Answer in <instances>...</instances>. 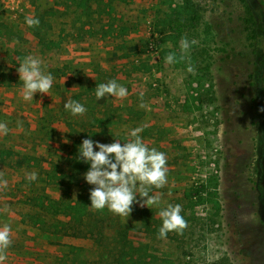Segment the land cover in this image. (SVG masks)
Returning a JSON list of instances; mask_svg holds the SVG:
<instances>
[{"label":"rangeland","instance_id":"rangeland-1","mask_svg":"<svg viewBox=\"0 0 264 264\" xmlns=\"http://www.w3.org/2000/svg\"><path fill=\"white\" fill-rule=\"evenodd\" d=\"M119 1L108 13L95 16L99 30L91 36L90 26L85 32L71 30L66 0H0V32L39 43L58 65L65 44L76 50L113 45L124 50L123 43L130 39L121 63L99 76L100 84L115 80L128 94L123 104H111L106 115L94 118L77 150L86 138L108 144L135 128L151 126L152 138H144L142 131L139 135L150 149L166 155L167 182L148 189L150 196H159L158 205L141 208L134 203L129 217L104 209L110 237L103 245L109 249L103 247L100 254L113 255L110 249L126 239L146 257L140 264H264V49H257L253 37L256 18L245 0H194L197 11L183 16L184 33L174 46L162 42L160 33L179 24L181 0H174L171 9L163 0ZM255 1L264 6V0ZM53 10L55 16H42ZM29 16L40 17L39 25L53 22V31L46 32L45 25L41 32L33 30L25 22ZM115 17L122 20L115 21V27L127 24L123 35L119 29L107 33L101 27ZM65 27L69 40H62L68 33ZM55 34L61 36L57 41ZM182 38L190 44L186 51L181 49ZM169 54L175 56L172 64L165 62ZM15 56L38 58L23 52ZM95 96L88 93L87 101ZM76 100L82 102L81 96ZM118 117L125 121L108 124ZM27 156L0 141V228L9 225L12 240L0 264L93 263L97 256L92 239L47 233L28 221L23 204L31 194ZM73 163L57 166L62 175L57 184L37 177L36 192L59 198L67 191H84L86 196L94 187L84 179L90 164L81 159ZM177 204L187 227L182 234L173 231L159 238V212ZM77 247L86 255L76 252Z\"/></svg>","mask_w":264,"mask_h":264},{"label":"crops","instance_id":"crops-1","mask_svg":"<svg viewBox=\"0 0 264 264\" xmlns=\"http://www.w3.org/2000/svg\"><path fill=\"white\" fill-rule=\"evenodd\" d=\"M37 19L40 23V17ZM129 42L127 37L122 51L117 45L111 49L96 47L76 50L77 46L65 44L61 48L62 63L58 65L39 43L32 40L25 42L22 36L8 35L1 31L0 122L6 123L8 132L6 135L0 134V141L11 144L16 152L38 156L45 167L74 164L75 160H79L77 149L82 134L93 127L94 118L106 115V109L111 104H123V99L107 94L102 99L95 96L87 101V98L88 93L95 95L94 88L100 84V73H107L115 64L121 63V54H124ZM14 52L37 55L41 60L42 72L53 77L49 94L37 93L27 101L23 98V81L19 79L17 68L25 57H14ZM78 95L81 96L80 104L84 105L86 112L73 116L64 105L69 100L77 101ZM79 124L83 127L77 129ZM104 125L96 131L102 130Z\"/></svg>","mask_w":264,"mask_h":264},{"label":"clouds","instance_id":"clouds-1","mask_svg":"<svg viewBox=\"0 0 264 264\" xmlns=\"http://www.w3.org/2000/svg\"><path fill=\"white\" fill-rule=\"evenodd\" d=\"M29 27L39 25V20L31 16L26 17ZM192 44L197 41H191ZM190 44L187 38H182L181 49L186 51ZM175 56L169 54L165 62L172 64ZM193 72L194 68L187 69ZM20 81H23L22 96L31 100L35 94H49L53 85L51 74H44L41 70V60L36 57H26L17 68ZM122 99L127 96V89L118 85L115 80L101 83L96 86L95 95L102 99L105 95ZM73 116L83 115L86 112L84 105L77 101L69 100L64 105ZM143 107V105H141ZM260 111H264L261 108ZM142 128H135L130 132L133 139L121 143L119 139L112 143H100L86 138L79 146V159L90 164V168L84 173V179L94 187L90 190L91 208L102 211L107 208L110 212L119 216L129 217L133 204L139 203L140 207L151 208L158 205L159 196H150V187L162 188L167 182V159L163 152L155 148L150 149L140 138ZM6 123L0 122V134H7ZM67 142V141H65ZM98 148L99 151L94 150ZM37 174H30V179L35 180ZM6 185L7 181H3ZM137 194L141 200H137ZM146 198V199H145ZM181 205H168L159 212L162 218V226L159 229V238L166 239L169 232L182 234L187 227V222L181 215ZM11 228L4 225L0 228V262L6 259L4 253L10 247Z\"/></svg>","mask_w":264,"mask_h":264},{"label":"trees","instance_id":"trees-1","mask_svg":"<svg viewBox=\"0 0 264 264\" xmlns=\"http://www.w3.org/2000/svg\"><path fill=\"white\" fill-rule=\"evenodd\" d=\"M173 1L163 0L162 2L171 9ZM119 2V0H66V9L69 11L70 16H72L71 30L75 29L78 32H85V28L90 26L87 32L91 36L95 35L99 30L95 26V22L98 20L95 19V16L102 14V12L108 13ZM245 2L247 3V9L256 18L257 27L253 30V37L257 44L256 47L257 49H264V6L261 2L257 3L255 0H245ZM125 8L131 10L129 9V5H125ZM178 8L177 16L179 24L177 27H172L170 30L165 31L166 33H160L162 42L171 41L174 46H179L178 41L184 33V25H182L183 16L194 14L197 11L194 0H181ZM48 15L55 16L56 11L53 10L50 13L46 11L42 14L44 18ZM115 21L120 23L122 20L118 21L115 17L113 21L109 19L107 24H101V27L104 28L105 26L104 29L107 33L119 29L121 31L119 34L123 35L127 29L126 22L122 23L119 27H115ZM170 23L172 24V22ZM43 25L49 29L46 32L53 31V22L50 21H43L41 25L35 27L33 30L41 32ZM64 31L65 33L68 32V27H65ZM69 32L62 40L70 39ZM48 35L51 36L49 33ZM57 37L61 36L55 34L52 38L57 41ZM155 46L157 47L156 43ZM123 121L125 120L122 117H118L114 121H109L108 124L121 123ZM152 131L153 127L145 126L142 136L144 138H152ZM125 134L123 137H120L122 144L131 138L130 135L125 136ZM96 135L98 133H94V136ZM112 136H114L113 132ZM27 170L31 173L35 172L37 177H46L49 185L57 184L56 181L58 182V179L62 178L57 166L45 167L42 165L41 159L36 155L27 156ZM27 180L29 181L27 189L31 194L25 196L23 204L27 208L26 217L33 227L51 234L92 239L94 241V247L92 248L96 252L97 258L90 264H140L141 260H144L145 256L138 253L139 250L135 249L126 239H121L117 246L110 249L109 252L110 254L114 252L113 255L104 256V254H100V249L103 247V249H109L108 246H104L103 244L106 237H110V233L106 232L104 217L102 216L104 209L97 211L90 207V192L84 196V191H79L77 194L67 191L63 197L57 198L49 194L36 192L35 185H33L35 180H31L30 178ZM79 251L86 255L84 248L77 247L76 252ZM146 264L151 263L147 261Z\"/></svg>","mask_w":264,"mask_h":264}]
</instances>
